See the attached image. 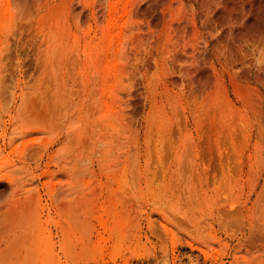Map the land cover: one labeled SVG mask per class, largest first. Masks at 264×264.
<instances>
[{
	"label": "rangeland",
	"instance_id": "obj_1",
	"mask_svg": "<svg viewBox=\"0 0 264 264\" xmlns=\"http://www.w3.org/2000/svg\"><path fill=\"white\" fill-rule=\"evenodd\" d=\"M0 264H264V0H0Z\"/></svg>",
	"mask_w": 264,
	"mask_h": 264
}]
</instances>
